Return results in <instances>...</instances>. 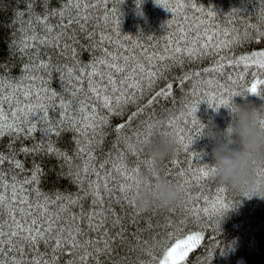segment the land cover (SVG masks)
<instances>
[{"label":"trees","instance_id":"1","mask_svg":"<svg viewBox=\"0 0 264 264\" xmlns=\"http://www.w3.org/2000/svg\"><path fill=\"white\" fill-rule=\"evenodd\" d=\"M66 3L67 0H0V103L4 113L11 117V110L16 107L42 103L48 107L50 121L55 122L60 133L45 137L42 129L49 122L37 118L33 122L37 123L38 130L32 138L21 137L15 141L8 135L0 138V153L12 156L15 151V158L24 164L23 172L7 161L0 165L8 181L11 182L13 176L18 180L30 178L34 164L39 165L41 192L52 201L61 197L65 204L69 197L78 200L66 213H61L62 227L80 225L86 233L82 239H99L101 248L105 231L115 237L110 239L109 251L97 253L87 264H97V261L98 264H159L166 248L177 239L186 240L196 233H200L202 239L183 264H264V198H261L264 197V165L253 169L257 197L246 189L226 187L213 179L211 173L204 178L200 170L205 165H213L208 154L211 144L206 136L197 137L201 124L215 123L223 130L229 123L230 110L215 107L220 99L230 98L229 92L244 93L247 101L256 107L264 104L261 98L264 84L258 83L264 81V69L251 60L240 61L241 56L264 51V0H160L159 4L157 0H90L87 26L81 30V26L73 25L65 32L58 27L60 18L49 14L63 9L65 20L69 16L76 19L74 10L65 8ZM46 15L49 26H53L52 33L40 22ZM57 33L63 34L58 46L41 43L55 38ZM32 36L37 37L35 42L31 41ZM69 36L73 39L69 40ZM25 39L33 46L21 51ZM177 46L184 51L176 53ZM99 60H109L126 68L123 74H113L107 67L97 64L103 80L100 77L92 80L93 87L107 88V95L113 99L120 96L123 113L120 116L109 113L102 106V99L98 100L89 89V77L81 71H91L87 66ZM41 61L50 62V67H33ZM235 61L240 62L236 64ZM221 63L224 65L222 71L212 70ZM25 65L30 66L27 73ZM69 68L75 74L71 81L67 77ZM150 71L156 75L153 85L148 87L146 78ZM109 75L117 81L115 85L108 81ZM186 75L190 79L184 78ZM122 80L136 86L129 90L120 84ZM137 81H143V90ZM254 83L258 89L256 95L245 91ZM8 84L11 88L3 91ZM169 84L172 85L171 95L158 97ZM113 88H119L120 92H113ZM28 90L32 95L25 100L24 93ZM121 93L129 97L128 102L123 103ZM100 95L103 97L104 92ZM5 96L8 101L3 100ZM231 99L235 103L244 102L240 96ZM61 101L72 102L76 111L73 116V109H67L68 118L76 121L71 127L67 120L60 125V114L65 111L60 108ZM82 104L86 105L83 113L79 110ZM193 105L197 109L196 124L189 115ZM93 109H96L95 114ZM93 116L95 120L90 119ZM101 117H107L109 123L100 125ZM93 123L95 131L88 127ZM121 124L126 127L116 132ZM149 124L153 134L144 143L143 133ZM138 131L142 133L141 142L133 139L132 143L143 151L134 154L125 138H134ZM164 135L173 140L175 154L161 160L158 168L163 177L179 188L181 198L169 208L152 205L141 210L130 190L125 194L133 203H119V186H132L134 179H123L115 167L126 164L133 177L147 171L148 145ZM190 137L192 143L188 142ZM49 144L62 155L26 156L19 151L21 147L43 145L46 148ZM101 164L105 167H100ZM133 169L138 170L133 172ZM105 181L112 190L111 198L104 190ZM97 184L103 203L98 202L94 207L91 192ZM29 187L37 186H26V191ZM30 199L35 203L34 195H30ZM49 209L58 212L59 205L52 203ZM82 210L83 220L80 218ZM93 210L103 211L107 217L102 231L88 230L86 214ZM117 216L123 228L113 229L112 221ZM7 218L5 215L4 219ZM118 232L125 234L120 237ZM71 251L65 249L54 256L51 248L41 243L35 249L28 247L24 259H55L57 264H81L83 250L75 256Z\"/></svg>","mask_w":264,"mask_h":264},{"label":"snow or ice","instance_id":"2","mask_svg":"<svg viewBox=\"0 0 264 264\" xmlns=\"http://www.w3.org/2000/svg\"><path fill=\"white\" fill-rule=\"evenodd\" d=\"M141 2V0H138ZM157 3H160V0H157ZM90 4V0H67L65 4L66 9L74 10V14L77 17L76 19H72L69 16L66 20L64 17V10H60L59 12H51L49 15L51 16H58L60 18V23L58 27L64 29L67 32L69 29L72 28L73 25L81 26V30L86 27V22L88 21L89 17L87 15L88 7ZM92 7H98V5H91ZM167 6V5H165ZM183 7V5H180ZM81 11L84 12V15L81 16ZM172 11H175L173 9ZM107 12V9H105ZM104 19L107 21L108 16L105 15ZM49 16L46 15L41 19V23L45 24V30L48 33L53 32V26H49L48 24ZM62 33H57L55 38L49 40L45 39L42 40L41 43L51 44L53 47L58 46V42L61 39ZM264 35V34H262ZM31 41L35 42L37 40L36 36H32ZM73 37L69 36V40H72ZM109 42L112 43L111 38L108 37ZM119 39V36H117ZM127 39V37H125ZM22 49L21 51L27 50L31 48L33 45L29 43L28 39L22 41ZM207 45H205L206 47ZM65 47H67V41H65ZM176 53L180 54L184 50L181 49L179 46L175 49ZM39 55V54H37ZM191 55V52H189ZM115 59V57H113ZM223 60V58H221ZM253 61V63L257 64L259 68L264 69V51L253 53L252 56H241L240 61ZM240 61H235L236 64H239ZM233 62H230V64ZM99 64L101 68L107 67L112 71L113 74L121 73L123 74L126 71L125 67L120 66L118 63H112L109 60H99L93 61L91 65L87 67L91 68V71H86L85 69H81L85 75L89 77L88 86L89 89L96 94L98 100L102 99V106L108 110L109 113L120 116L122 115L121 105L122 101L120 96H116L113 99L111 96L107 95V88H100V87H93L92 80L96 77H100L103 80V73L96 67ZM29 65L24 66V72L27 73L29 71ZM40 69H48L50 67V62L41 61L38 66ZM224 65L221 63L218 67L212 69L213 71H222ZM245 67H248V64H245ZM135 71V69H133ZM140 71L143 72V67L140 68ZM207 71V70H206ZM74 71L73 69L69 68L67 70V77L68 80L71 81L74 78ZM155 72L150 71L147 76L148 87H151L154 83ZM195 75L199 76L200 73H196ZM62 80L64 77H61ZM163 78V77H161ZM186 79H190L187 75L184 77ZM35 79V77H32ZM108 81L115 85L117 81L112 78V75L108 76ZM209 83H211L209 81ZM260 84H264V81H258ZM120 84L123 87L131 88L135 87L136 85L129 84L125 80L120 81ZM137 84L140 86L141 90H143L144 84L143 81H137ZM11 88V84H8L7 87L3 88V91H8ZM172 88V85L169 84L164 91L157 94L158 97L160 96H170L171 92L169 91ZM18 90V89H17ZM101 91L104 92V96L101 97ZM113 92H120L119 88H113ZM246 92H250L253 95H256L258 92L257 84L254 83L251 85L249 89L245 90ZM31 90H28L24 93V99L29 100L31 98ZM39 94L37 93V96ZM51 95L56 97V93L52 92ZM124 95L123 103L129 101V97ZM230 98L229 99H220L215 107L219 109L221 106L231 110L232 108V97L244 95L242 92H229L227 94ZM264 99V96L261 97ZM4 101H8V97H3ZM10 102V101H9ZM72 102L65 104L61 101L60 108L64 109L60 114V125L63 126L65 120H67L68 125L71 127L72 125L76 124V121L68 118L67 109H73ZM212 107V105H209ZM86 105H81L80 112L83 113L85 111ZM95 114L96 109L92 110ZM197 109L196 106L193 105L189 115L192 116V123L196 124L198 121L196 120V113ZM73 116L76 115V111L73 109ZM35 117V119L33 118ZM37 118H42L44 121L49 122L48 126L43 128V134L45 137H48L51 133H56L59 135V130L56 127L54 121H50L49 117V109L46 105L37 102L35 105L26 104L24 107H16L14 110H11V117L6 115L3 110V105L0 103V138L8 135L13 139V141L20 139L23 137L24 139L32 138L33 134L38 130L37 123L33 122L37 120ZM90 119L95 120V116L91 117ZM109 120L107 117L100 118V125H107ZM171 124V122H170ZM88 127H91L93 131L96 129V125L89 124ZM126 125L121 124L119 125L115 131L120 132ZM203 124L200 125V128L197 131V137L203 135ZM67 130V129H65ZM153 134V127L151 124L146 126L145 132L143 133L144 139L143 142L147 143ZM141 132H136L135 137H126L125 139L128 141L127 147L130 151L134 154L137 151H143V149H137L135 144L132 143L134 139L136 143L141 142ZM180 142H183V137L181 136ZM189 143H192V138H189ZM187 148V145H185ZM21 153L24 155H33V154H45V155H62L58 152L57 149L54 147L47 146L46 148L43 145H34L33 147H21L19 149ZM83 151V148L80 149ZM121 159H123V154H121ZM9 162L13 165L15 169L20 170L21 172L24 171V164L15 158V151L13 152L12 156H7L3 153H0V165H3L5 162ZM147 164H150V160L146 161ZM100 167H105V164H101ZM115 170L120 173L123 179L125 180H132L134 179L133 176L129 175L127 165L124 164L123 166L115 167ZM138 169H133L137 171ZM85 172L87 169L85 168ZM215 169L212 166L205 165V168L200 170L201 176L207 178L210 173L214 172ZM42 175V170L39 165H35L32 170V174L30 178H26L23 180H18L16 176H13L11 182L8 181L7 177L4 175L3 171L0 170V264H57L55 259L51 261H44L43 258L39 260H31L26 261L24 259V252L27 250L28 247L36 248L39 244L43 243L49 248H51L52 253L55 254L57 252H63L65 249L73 250L71 251L72 255H76L78 251L83 250V255L80 256L81 264H87L88 260L92 259L96 256L97 253L107 252L109 251L111 244L110 239H115V237H110L109 232L105 231L104 236L105 239L103 240L104 247H100L101 241L91 240V239H82L86 235L83 228L80 225H77L75 228L69 227H62L61 225L64 223L63 219L61 218V213H66L69 209L70 205H75L78 203V200L68 198L67 204L63 203V198L57 197L56 201H52L47 195L40 191L38 185L40 183V178ZM79 175V174H77ZM182 176L183 173H180ZM36 185L37 187H29L26 191V186ZM105 192L109 193V198H111L112 190L107 187V181H105ZM131 190V185L121 184L119 186V191L121 196L118 197V202L123 203L127 201L129 204L133 203L130 201L125 194L127 191ZM30 195L35 196V203L32 202L30 199ZM91 196L93 198V206H98V202L100 204L103 203L100 192H99V185H96V188L91 192ZM55 203L59 205L58 212H52L49 209V205ZM7 215V220L4 219V216ZM84 213L82 210L81 213V220L84 218ZM88 219V230H96L102 231L105 229L107 225V217L104 215L103 211L97 212L95 210L87 213ZM73 220L76 219L75 216L72 217ZM99 218V219H97ZM93 221H96L93 223ZM123 228V224L121 223V219L117 216L112 221V228L115 229L117 227ZM125 233L118 232L117 235L123 237ZM202 239L200 233H196L194 235H189L187 239H177L176 243L173 244L171 247L166 248L163 253V259L159 262V264H183L188 256L189 252L197 247ZM19 241V244L17 243ZM20 245H23L21 247ZM93 245L95 247L93 248ZM92 251H89V249ZM98 264V261H97Z\"/></svg>","mask_w":264,"mask_h":264},{"label":"clouds","instance_id":"3","mask_svg":"<svg viewBox=\"0 0 264 264\" xmlns=\"http://www.w3.org/2000/svg\"><path fill=\"white\" fill-rule=\"evenodd\" d=\"M240 97L244 102L232 101L231 120L226 127L221 130L215 123L204 124L203 136L211 144L208 154L215 169L211 177L228 188L246 189L256 196L253 169L264 165V104L256 107L247 101L246 95ZM148 151L151 163L147 171L135 175L132 196L141 210L152 205L169 208L182 193L160 174L158 165L175 154V144L169 135H164L148 145Z\"/></svg>","mask_w":264,"mask_h":264}]
</instances>
